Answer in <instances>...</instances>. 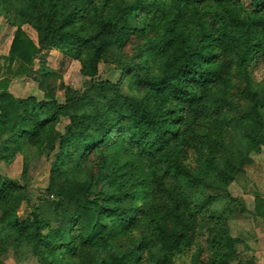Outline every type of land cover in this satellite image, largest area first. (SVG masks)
<instances>
[{
    "label": "trees",
    "instance_id": "trees-1",
    "mask_svg": "<svg viewBox=\"0 0 264 264\" xmlns=\"http://www.w3.org/2000/svg\"><path fill=\"white\" fill-rule=\"evenodd\" d=\"M1 20L15 29L6 73L38 82L43 96L15 98L0 81V164L23 162L22 184L0 175V259H237L229 221L239 202L228 189L264 151V0H0ZM51 51L78 64L81 90L41 64ZM101 63L121 79H96ZM37 157L51 162L52 199L20 219ZM260 207L255 197L264 217Z\"/></svg>",
    "mask_w": 264,
    "mask_h": 264
},
{
    "label": "rangeland",
    "instance_id": "rangeland-1",
    "mask_svg": "<svg viewBox=\"0 0 264 264\" xmlns=\"http://www.w3.org/2000/svg\"><path fill=\"white\" fill-rule=\"evenodd\" d=\"M23 30L26 32L28 37L35 42V33L28 27H24ZM15 29L9 27L4 21H0V81H8V91L15 98H27L29 96L41 99L43 96L42 92L38 88L37 83L32 81L31 78L22 74L21 76H12L5 71V60L9 51L10 42L14 34ZM43 56V55H41ZM40 56V57H41ZM45 61L41 64L45 67L57 71L61 74L63 82L65 85L75 89L81 90L85 80L79 74V66L76 62L62 57L58 52L51 51L48 54H44ZM11 73L18 71L16 64H13ZM254 77L256 80H260L262 75V69L253 68ZM40 72V65L35 62V66L32 69V77L38 76ZM8 79V80H7ZM100 81H109L112 83H117L121 79V71L115 69L112 64H99L98 76ZM56 99L58 102H63V94L61 92L56 93ZM50 160L45 157H37L30 161L27 166V197L29 203H23L18 211V216L20 219H24L27 214L32 210L34 204L38 199H52L50 195L46 193V189L49 185V172H50ZM5 170V175L14 181H18L22 184L21 173L23 169V162L21 158H17L10 166H3ZM264 178V151L259 154H254L251 156V164L246 168L243 175L239 176L235 180V184H231L228 191L234 199L239 203L233 206V214L229 221L230 227H237L236 222L241 221L243 213L241 209H247V201L245 197L249 194L251 196L259 197L260 195L256 192V186H251L250 182L253 180L258 184ZM253 198V204H254ZM252 204V205H253ZM37 205V203L35 204ZM240 249V247H239ZM245 254L240 250V254L237 259L231 262V264H236L237 261H245ZM2 264H37L35 259L27 257H19L15 259L12 253L2 257L0 259ZM177 264H188V257L185 253H182L177 260Z\"/></svg>",
    "mask_w": 264,
    "mask_h": 264
},
{
    "label": "crops",
    "instance_id": "crops-1",
    "mask_svg": "<svg viewBox=\"0 0 264 264\" xmlns=\"http://www.w3.org/2000/svg\"><path fill=\"white\" fill-rule=\"evenodd\" d=\"M33 98L36 100L42 99V97L41 99ZM250 184L251 186H256V192L264 200V178L259 184L253 180H251ZM253 198L250 194L245 197L247 201L246 212L243 214L241 221L236 222L237 227H230L229 224L230 234L241 241L239 253L242 250V253L245 254L244 259L247 260L248 257H252L255 259V264H264V217L253 213ZM260 213H264L261 207Z\"/></svg>",
    "mask_w": 264,
    "mask_h": 264
},
{
    "label": "water",
    "instance_id": "water-1",
    "mask_svg": "<svg viewBox=\"0 0 264 264\" xmlns=\"http://www.w3.org/2000/svg\"><path fill=\"white\" fill-rule=\"evenodd\" d=\"M0 175H1V176H4V175H5V170H4V168L1 166V164H0Z\"/></svg>",
    "mask_w": 264,
    "mask_h": 264
}]
</instances>
